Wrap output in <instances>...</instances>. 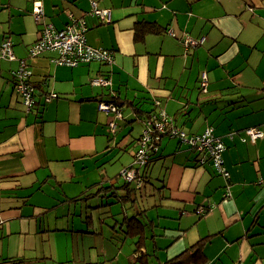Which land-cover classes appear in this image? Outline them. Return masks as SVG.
<instances>
[{
	"label": "crops",
	"instance_id": "1",
	"mask_svg": "<svg viewBox=\"0 0 264 264\" xmlns=\"http://www.w3.org/2000/svg\"><path fill=\"white\" fill-rule=\"evenodd\" d=\"M94 1L111 9L110 23L88 14L89 0H0V42L9 39L14 55L0 59V264H150L146 241L156 242L154 229L164 237L157 264L208 234L225 244L216 251L212 238L200 264H264V185L255 187L264 178V137L240 140L246 128L264 131V0ZM69 13L83 17L88 43L112 51V63L67 66L51 61L54 51L29 55L42 24L62 28ZM143 22L161 30L135 38ZM187 35L204 40L185 47ZM21 62L36 90L29 109L12 76ZM97 76L110 84H92ZM50 93L57 96L46 100ZM110 98L122 112L113 132V114L97 108ZM159 110L189 135L213 128L225 146L229 190L197 151L172 137L137 166L145 173L140 186L118 177L133 162L148 112ZM123 181L137 189L135 206L117 202L113 212L116 200L102 188L124 195ZM148 187L157 192L156 218L137 201ZM254 188L259 198L250 197ZM139 210L146 239L136 250L113 224Z\"/></svg>",
	"mask_w": 264,
	"mask_h": 264
},
{
	"label": "built area",
	"instance_id": "2",
	"mask_svg": "<svg viewBox=\"0 0 264 264\" xmlns=\"http://www.w3.org/2000/svg\"><path fill=\"white\" fill-rule=\"evenodd\" d=\"M88 14L95 16L101 23H110L112 19L111 9L108 7H98L93 0H90V10ZM33 16L35 21H39L43 16L42 9L36 2L33 6ZM68 17L69 22L62 28H56L51 23H43L39 37L28 48L29 55L34 56L42 51H54L56 52V56L53 57L51 61L57 65L67 66H76L94 60L107 64L112 63L114 60L112 51L102 47H93L88 43L86 36L87 27L83 17H75L71 13L68 14ZM203 40L204 37L192 39L187 35L182 42L185 47H188L189 45H198L202 43ZM1 58H14L11 49V41L9 39H3L0 42V59ZM20 65V68L12 71V75L15 78V88L21 95L24 105L29 109L34 100V86L30 80L31 71L25 67L23 62H21ZM90 82L94 85L108 86L110 84V79L97 76L92 78ZM199 87L202 92L207 89V77L205 72L201 73ZM56 96L55 93H50L46 97V100ZM97 108L106 115L113 114V120H111L108 125L113 132L116 127L115 120L122 117L121 108L112 102L104 100L98 101ZM156 113H153L145 119L133 162L120 171L118 174L119 177L126 181H131L137 187L140 186L142 177L137 174L135 166H141L148 162L147 160L150 155L159 149V144L163 137H176L182 142L187 143L200 154V161L204 162L206 158H209L217 172L221 173L223 177L228 175L222 160L224 146L220 138L213 133L212 127H207L198 134L187 135L185 131L171 123L164 111L159 110ZM245 133L250 137L252 142L263 135L261 130L253 127L246 128ZM259 182H264V179H260ZM196 211L200 214L203 213L202 207L198 208Z\"/></svg>",
	"mask_w": 264,
	"mask_h": 264
},
{
	"label": "trees",
	"instance_id": "3",
	"mask_svg": "<svg viewBox=\"0 0 264 264\" xmlns=\"http://www.w3.org/2000/svg\"><path fill=\"white\" fill-rule=\"evenodd\" d=\"M159 30H161V29L155 23H152V22L139 23L138 25L135 26V38L141 37L143 32L145 34L146 32H158ZM35 91L36 90L34 89V93H33L34 98H35ZM34 101L35 100H33V103H34ZM104 101L112 102L113 104H115L119 108H121L120 107L121 104H119V103H121V101H119L118 98H110V99L104 100ZM22 102H23V100H22ZM156 102H158V103H156ZM155 105H156V108H154L153 110H155V109H157V107H159V101H155ZM158 109H160V108H158ZM148 113L150 115H152L153 113H156V112L152 113V111L151 112L149 111ZM253 128L261 130L263 132V135L261 137H264V131L261 128H258V127H253ZM244 134H245V136H247V138L244 136V137H241L240 140L241 141H246V140L249 139V141H251L250 137L245 133V130H244ZM187 135H189V134H187ZM229 137L231 138L232 134H230ZM261 137H258L257 139H259ZM173 138H176V137H173ZM176 139L179 142H182L180 139H178V138H176ZM257 139H255L253 142H255ZM139 140H140V137L138 139V142H139ZM220 141H221V143L224 146V143L222 142L221 139H220ZM184 144L187 145L189 148H191L187 143L184 142ZM191 149H193V148H191ZM224 149H225V146L223 148V151H224ZM223 151H222V153H223ZM153 154L154 153H152L150 155V157L148 158V160H147L148 162L144 163L142 165L143 167H145V165L148 164L151 161V159L153 157L152 156ZM222 160H223V157H222ZM207 161H208V158H206V160L204 162H207ZM211 166H212V169H213L214 173L217 174V175H220L224 179L225 184L229 186V178H230V176H229V171L224 166V160H223V166L225 167V170L228 173V175L226 177H223L221 175V173L217 172L213 165H211ZM135 168H136V172H137L138 175L142 176V172H143V174H145L144 170L141 172L137 168V166H135ZM118 177H119V175H118ZM262 179H264V178H262ZM259 183H261V182H259ZM263 183L264 182H262V185H263ZM108 188H110V191H111L110 195L112 197H114L115 200H116L114 203L120 202L122 205L128 204V207L127 206L125 207L126 209H129L130 207L133 208L135 206V202H136V198H135V194L136 193L135 192H136L137 189L134 188L131 185V183L123 181V183L121 185L117 186V188H123V189L126 190V194H124V195H119V194L116 193V191H112V190H115V189L112 188V190H111L110 186L109 187H103L102 190L106 191ZM202 209H203V213L202 214L207 212V209H205L204 207H202ZM125 212H126V210H125ZM120 214H121V219H120L119 222L116 223V224H118V226L116 227V224L114 223L113 224V228H114V230H118L122 235L132 237L134 239V246L136 247L135 249L138 250L144 244V241L146 239V236H145L146 223H144L142 221V217L145 214V210H139V211H137L134 214L129 215V216L126 215L125 213H123V214L120 213ZM213 237H214L213 234H208V235H205V236L199 238L193 244L189 245L188 247H186L185 249H183L182 251H180L176 255L165 259L160 264H200V263H203L207 259V256H206V253H205L204 250H205L206 246L211 242ZM144 264H145V261H144Z\"/></svg>",
	"mask_w": 264,
	"mask_h": 264
},
{
	"label": "rangeland",
	"instance_id": "4",
	"mask_svg": "<svg viewBox=\"0 0 264 264\" xmlns=\"http://www.w3.org/2000/svg\"><path fill=\"white\" fill-rule=\"evenodd\" d=\"M137 125V124H136ZM121 130H124V128H122ZM118 134L119 135H121L122 134V132H120V130L118 131ZM112 135V134H111ZM119 137V136H118ZM123 142V141H122ZM119 146H121V145H119ZM117 151L118 150H116V149H114V153H117ZM207 163V165H212V161L208 158V161L206 162ZM260 179H262V178H260ZM262 183H259V182H256V186L255 187H260V185H261ZM154 185H156V186H158L157 184H156V181H154ZM263 185H264V183H263ZM229 190V186L228 185H225V190ZM257 189L258 188H254V189H251L250 191H249V195H250V197H252V198H259V196H260V194H259V192H257ZM142 192H144L143 190H142ZM149 193H154V195H151V194H149ZM145 194H146V196L145 195H143V197H142V201H141V198H140V195H139V190L137 191V201H139V205L142 207V208H148V207H151L152 205H151V200H152V198H154V199H156V200H158V196H157V192L156 191H154L152 188H150V187H148L147 189H146V192H145ZM227 197V196H226ZM228 198V197H227ZM114 200V199H113ZM259 204H256L255 205V208L258 206ZM111 207H112V211L114 212V211H117V209H118V207H119V204L118 203H115V204H113V205H111ZM157 208V207H156ZM153 208L151 207V208H149V216H152V217H154V218H156V211H155V213L153 212V211H151ZM218 212L217 211H215L214 212V214L215 215H218L217 214ZM157 220V219H156ZM262 220V219H261ZM195 229V228H194ZM233 229V228H232ZM155 234H157L155 237H154V239H155V243H153V241H151V240H147L146 241V248H147V251H148V253L151 255V257H150V261H151V263L150 264H157V260L158 259H162L164 256H165V250L164 249H162V246H164V245H160V244H162L164 241H163V239H164V237H162V233H161V230H158V229H154V231H153ZM171 238H173V237H171ZM214 239L212 240L213 242H212V245L210 244V246L214 249V250H216V251H220L221 252V249L223 248L222 246H223V244H225V240H224V242H220V237H216L215 238V236L213 237ZM130 241V240H129ZM154 244H156L159 248H156L155 249V247H154ZM159 244V245H158ZM164 244V243H163ZM164 248H168V247H164ZM174 249V248H173ZM172 251V250H171ZM171 251H169V254H176V253H172ZM155 253V254H152V253ZM179 252V251H178ZM221 255H222V257L224 258V256H225V252H222L221 253Z\"/></svg>",
	"mask_w": 264,
	"mask_h": 264
}]
</instances>
